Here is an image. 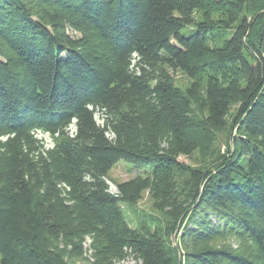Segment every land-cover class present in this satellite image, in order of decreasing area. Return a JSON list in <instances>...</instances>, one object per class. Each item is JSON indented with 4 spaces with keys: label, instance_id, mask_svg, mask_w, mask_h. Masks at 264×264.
<instances>
[{
    "label": "trees",
    "instance_id": "1",
    "mask_svg": "<svg viewBox=\"0 0 264 264\" xmlns=\"http://www.w3.org/2000/svg\"><path fill=\"white\" fill-rule=\"evenodd\" d=\"M216 1L0 0V264H264V0Z\"/></svg>",
    "mask_w": 264,
    "mask_h": 264
},
{
    "label": "rangeland",
    "instance_id": "2",
    "mask_svg": "<svg viewBox=\"0 0 264 264\" xmlns=\"http://www.w3.org/2000/svg\"><path fill=\"white\" fill-rule=\"evenodd\" d=\"M210 19L213 21V24L217 27L219 30H227L228 26H231V17L235 14L234 11L229 12L228 8L225 6V4L221 0H217L215 4L210 6ZM230 13V14H228ZM194 20L200 21L203 20V12L201 10H197L194 12ZM183 33L188 32V28H183ZM174 78L179 85H187L191 79L186 77V75L181 73L180 71L174 72ZM207 78V75L203 74L199 76L197 79L200 81H205ZM94 117L96 118V122L100 125H102V117L99 114L98 111H96ZM75 126L74 124H71L69 126V132L74 133ZM110 135V134H108ZM195 136V139L197 140V148L192 154L191 160L189 163L191 165H202L206 164L208 161V154L211 151V149L216 146H221L220 151H224V134L220 135H214L210 134L209 132H197L193 134ZM35 136L41 140L44 147L49 148L53 145L51 137L46 134L42 133L40 131L35 132ZM111 136V135H110ZM109 177L106 179V182L109 186V192L116 193L117 189L115 186V182H120L123 180H127L134 176L137 173H141L142 170H138L133 166L131 163L124 162L122 160L118 161L109 171ZM133 208L137 211H143L145 213H153V210L151 208L150 202L147 200L146 193L142 194L141 199L136 203ZM125 211L129 214V217L132 215V211H129L126 207H124ZM211 223L216 224V219L213 217H210ZM227 242L229 241L231 244H234V241L230 238H227ZM224 242V241H220ZM75 264H83L82 262H77ZM119 264H137V262L130 256L122 260Z\"/></svg>",
    "mask_w": 264,
    "mask_h": 264
}]
</instances>
